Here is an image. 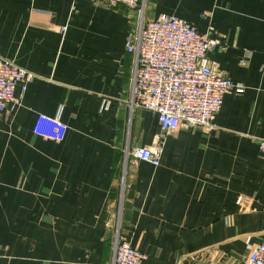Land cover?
<instances>
[{"label":"crops","instance_id":"0c3cea01","mask_svg":"<svg viewBox=\"0 0 264 264\" xmlns=\"http://www.w3.org/2000/svg\"><path fill=\"white\" fill-rule=\"evenodd\" d=\"M143 9L217 37L206 56L242 86L223 94L210 130L166 133L156 165L129 153L158 130L152 111L127 104L123 41L135 10L0 0V56L34 73L0 110V264H109L115 232L140 264H193L201 252L237 264L264 231V0H144ZM37 113L65 123L61 140L33 133Z\"/></svg>","mask_w":264,"mask_h":264},{"label":"built area","instance_id":"2783aa9c","mask_svg":"<svg viewBox=\"0 0 264 264\" xmlns=\"http://www.w3.org/2000/svg\"><path fill=\"white\" fill-rule=\"evenodd\" d=\"M105 4H122L135 10L132 29L124 38V49L131 53L128 99L130 108L149 109L155 115L158 130L150 143L134 145L129 153L134 160L158 164L163 136L178 127L210 130L212 118L226 91L241 92L242 86L218 70L206 53L219 44L217 37L199 32L185 19L158 13L143 15L144 0H103ZM245 63V57L237 60ZM34 76L0 56V110L16 102L27 82ZM18 91L15 92V88ZM66 125L57 116L37 113L31 126L33 133L59 141ZM258 156L264 159V137L257 140ZM126 153H128L126 151ZM120 185L123 178L120 175ZM119 202L116 205L118 210ZM109 264H140L144 255L114 233ZM193 264H200L192 260ZM237 264H264V231L258 233Z\"/></svg>","mask_w":264,"mask_h":264},{"label":"rangeland","instance_id":"374dc122","mask_svg":"<svg viewBox=\"0 0 264 264\" xmlns=\"http://www.w3.org/2000/svg\"><path fill=\"white\" fill-rule=\"evenodd\" d=\"M117 212L118 210H116V213ZM192 257H194L193 259L196 260L197 262L199 261L200 264H210V261H211V257L207 252H201ZM217 264H220V263H217Z\"/></svg>","mask_w":264,"mask_h":264},{"label":"trees","instance_id":"16d2710c","mask_svg":"<svg viewBox=\"0 0 264 264\" xmlns=\"http://www.w3.org/2000/svg\"><path fill=\"white\" fill-rule=\"evenodd\" d=\"M257 153H258V151H257ZM120 175H121V174L119 173V174H118V176H119V180H120V177H121ZM123 182H124V184H125V181H123ZM118 192H119V191H118ZM116 205H117V204H116Z\"/></svg>","mask_w":264,"mask_h":264}]
</instances>
